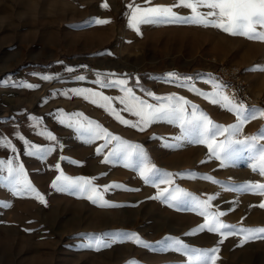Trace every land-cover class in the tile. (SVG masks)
I'll return each instance as SVG.
<instances>
[{
	"label": "rangeland",
	"instance_id": "rangeland-1",
	"mask_svg": "<svg viewBox=\"0 0 264 264\" xmlns=\"http://www.w3.org/2000/svg\"><path fill=\"white\" fill-rule=\"evenodd\" d=\"M102 2L0 0V137H6L17 149L14 154L11 149L1 148L0 160L16 157L46 202L40 203L31 196H13L7 182L0 180V205H10L0 206V264H187L183 254L161 251L158 242L169 236L189 247L210 249L218 245L215 264H264V238L240 246L243 237L239 235L228 236L222 244L218 233L186 235L205 220L194 209L184 207L180 203L185 199L183 193L174 191L183 189L201 200L215 195L209 211L226 212L220 218L222 222L237 227H264V208L259 206L264 196L225 190L203 179L211 176L229 182V188L247 182L264 183V177L249 166L247 152L234 165L221 168L219 161L208 158L204 145L185 142L180 147H167L175 144L171 138L179 135L178 126L158 122L141 132L70 91L88 88L112 97L122 96L118 88H100L93 83L96 73L101 78L111 73L115 76L110 78L128 79L134 93L149 103L157 101L147 97L144 90L160 97L183 96L215 123L228 126L236 123L234 113L165 77L168 73L192 77L196 88L211 92L213 79L221 85L215 79V56L239 64L251 92L264 96V72L253 70L264 68V42L191 24L142 25L138 34L128 26L129 3L170 5L174 0H152V5L144 4V0H107L108 10L100 6ZM175 11L190 15L188 9ZM95 19H109L111 23L98 25L92 22ZM68 68L73 71H66ZM44 75L56 79L45 81L41 79ZM80 75L85 80H78ZM28 83L38 87H21ZM112 106L123 108L118 100ZM245 106L249 111L264 109ZM59 110H63L64 124L59 123ZM75 113L83 114L74 118L82 124L95 121L122 140L141 145L149 162L160 170L161 178L163 173L174 174L173 182L160 184V188H168L177 199H152L157 189L144 183L135 166L125 167L122 158L104 163L116 141L97 154L103 139L86 142V134L67 126L68 117ZM120 114L130 121L137 120L131 113ZM29 117L38 118L42 124L34 127L36 121ZM44 129L55 135L56 141L37 134ZM261 129L264 117L258 116L244 125L239 138L258 135ZM17 132L29 142L53 151L43 159L29 157ZM259 144H264V140ZM57 164L66 176L94 179L101 188L112 183L123 185V189L104 193V200L118 206L101 207L79 194L53 189L52 182L59 175ZM0 176H7L6 168ZM120 233H136L154 247L117 242ZM98 238L110 241L111 247L99 251L89 248Z\"/></svg>",
	"mask_w": 264,
	"mask_h": 264
},
{
	"label": "snow or ice",
	"instance_id": "snow-or-ice-1",
	"mask_svg": "<svg viewBox=\"0 0 264 264\" xmlns=\"http://www.w3.org/2000/svg\"><path fill=\"white\" fill-rule=\"evenodd\" d=\"M144 4L152 5V0H144ZM108 10L109 4L104 0L100 5ZM129 9L128 26L140 33L142 25H178L191 24L204 28H215L231 36L246 38L250 41L264 42V0H174L170 5H154L142 6L134 2L127 5ZM177 8L189 9L190 15H180L175 11ZM207 9L201 11L200 9ZM98 25L111 23L109 19H95L92 21ZM255 71L264 72V68H254ZM72 72V68L66 69ZM97 79L93 81L100 88H118L122 96L112 97L104 95L102 92L93 91L88 88H74L71 93L75 96H81L84 100L96 104L103 108L110 115L119 121L121 124L137 129L141 132L158 122H166L170 125L179 127V135L172 137L175 144H167V147H180L183 143L204 145L208 151V158L215 159L220 162V167H228L234 165L237 158L247 152V159L250 161V167L253 172H258L261 177H264V144H259L260 140H264V129H261L258 135L245 136L239 138L244 125L256 119L258 116L264 117V109H249L242 103L237 102L235 98H230L222 91V86L214 79L212 81L213 91L203 92L191 83L192 77H181L176 73H168L165 77L169 81L175 80L179 87L187 88L194 92L197 96L209 100L212 104H217L236 116V123L224 126L215 123L206 113L198 108L197 105L191 103L183 96L169 94L167 96H156L153 92L144 90L147 97H151L157 103H149L148 100L137 96L132 87H129L128 79L110 78L115 74H105L101 78L100 73H96ZM41 79L50 81L56 77L44 75ZM80 81L85 80L83 75L77 76ZM136 85L139 86V78L136 80ZM21 87L29 89L36 88L38 85L23 84ZM68 96V92L62 93ZM118 100L123 108L117 110L113 107V101ZM190 109V111H189ZM121 111L131 113L137 117L136 121L125 119L120 113ZM64 115L63 110H59L57 117L59 123L64 124L66 120L61 118ZM83 116L82 113H75L68 117L67 126L75 127L78 133L86 134L87 141L92 142L97 139H103L104 143L97 149V154H100L103 149L109 144L116 141V145L104 158V163L112 162V158L123 159L125 167H136L140 177L145 184H151L157 189L156 195L152 199H158L165 202L175 201L177 197L169 192L168 188L161 189L160 184H171L173 182L172 173H163L161 178L160 170L155 165L149 162L147 153L139 144H130L122 140L119 136L110 133L106 128H103L95 121H87V124H82L75 117ZM30 120L36 121L34 125L42 124L36 117H29ZM86 119V118H85ZM44 136L49 141H56V136L46 129L37 133ZM17 138L23 141L25 146V154L29 157L44 158V155L53 151V148H42L34 143L29 142L23 135L16 133ZM217 137H224L222 140H217ZM0 148L11 149L12 153H16L17 149L10 140L6 137H0ZM135 161V164H134ZM72 163H79L72 161ZM205 163V161H201ZM6 168L7 176H0V180L7 182L10 192L13 196H31L40 203H46L44 196L34 187L28 179L24 165L19 163L14 157L9 160H0V171ZM59 175L53 180L51 187L59 192H67L70 194H79L81 198L90 200L93 204H98L101 207H117L118 205L111 204L104 200V193L111 189L121 188L124 186L118 183L104 185L102 188L94 183V179L84 177L72 178L66 176L60 169V165L55 166ZM203 179L210 181L213 184L220 185L222 189L231 190L241 193H252L264 196V183H242L239 186L227 187L229 182H221L211 176H205ZM128 190V189H124ZM174 191L182 192L185 199L180 203L186 208L194 209L200 216L204 217L205 222L199 225L198 228L191 230L186 235H194L197 232L207 231L209 233H218L221 237L219 243L231 235H239L243 238L240 241V246L249 240L264 238V227H237L221 221V217L227 215L223 211H209L211 201L216 199L215 195H210L206 200H201L192 194L184 192L183 189H175ZM10 206V205H0ZM170 206H177L171 204ZM264 208V202L259 205ZM211 218V220H210ZM117 242H132L146 249L154 246L144 241L136 233H120ZM162 252L174 251L181 253L187 257V264H215L218 259L219 246L210 249H201L189 247L182 240L175 237H165L163 241L158 242ZM89 248H95L99 251L101 248L111 247L110 241L96 239L88 245ZM129 264H136L135 261H129Z\"/></svg>",
	"mask_w": 264,
	"mask_h": 264
},
{
	"label": "built area",
	"instance_id": "built-area-1",
	"mask_svg": "<svg viewBox=\"0 0 264 264\" xmlns=\"http://www.w3.org/2000/svg\"><path fill=\"white\" fill-rule=\"evenodd\" d=\"M212 60L215 62V79L221 83L225 95L244 105L264 107V96L251 92L239 64L215 56H212Z\"/></svg>",
	"mask_w": 264,
	"mask_h": 264
},
{
	"label": "crops",
	"instance_id": "crops-1",
	"mask_svg": "<svg viewBox=\"0 0 264 264\" xmlns=\"http://www.w3.org/2000/svg\"><path fill=\"white\" fill-rule=\"evenodd\" d=\"M189 10V9H188ZM189 14H191L190 10H189ZM1 149V148H0Z\"/></svg>",
	"mask_w": 264,
	"mask_h": 264
}]
</instances>
